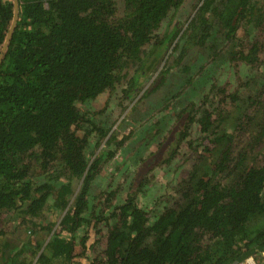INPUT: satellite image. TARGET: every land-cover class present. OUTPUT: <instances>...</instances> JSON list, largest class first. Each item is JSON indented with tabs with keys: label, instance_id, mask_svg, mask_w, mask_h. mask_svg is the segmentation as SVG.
Instances as JSON below:
<instances>
[{
	"label": "trees",
	"instance_id": "trees-1",
	"mask_svg": "<svg viewBox=\"0 0 264 264\" xmlns=\"http://www.w3.org/2000/svg\"><path fill=\"white\" fill-rule=\"evenodd\" d=\"M185 5L187 0H19L0 62V264L262 260L264 0H201L181 24L173 18ZM14 17V0H0V54ZM163 25L165 32L157 34ZM231 42L226 59L241 77L236 85L218 76L215 82L202 65H215ZM169 46L173 59L166 66ZM191 50H204L208 62H183ZM133 65L131 84L121 88ZM157 65L163 81L180 85L174 104L186 91L192 100L182 110L165 104L155 113L158 120L138 126L149 128L140 146L156 140L157 150L133 152V172L123 170L118 178L117 169L104 187L105 169L125 142L110 136V123L120 117L109 121L106 110L93 112L91 103L121 89V112L137 111L148 96L136 92L139 78ZM244 68L249 72L242 76ZM201 84L206 101L195 100ZM211 91L219 95L214 109L206 106ZM192 126L206 136L191 141ZM103 141L113 148L96 155ZM187 142V179L174 196H158L149 206L146 199L163 190L154 183L156 172L185 162L180 151ZM15 215L19 231L8 234L6 223ZM23 229L21 241L16 235Z\"/></svg>",
	"mask_w": 264,
	"mask_h": 264
},
{
	"label": "rangeland",
	"instance_id": "rangeland-1",
	"mask_svg": "<svg viewBox=\"0 0 264 264\" xmlns=\"http://www.w3.org/2000/svg\"><path fill=\"white\" fill-rule=\"evenodd\" d=\"M193 1H195L194 4L192 3ZM196 2H197V0H187V5L180 7L179 11L177 12V15H175L173 19L175 21H180L182 24V22H184L188 17L191 18V16L194 14L196 9H198V7L195 6ZM174 23L175 22H173V24ZM163 27H164V25L157 31V34H163V32H165ZM178 41L176 40L174 42V44H173L174 47ZM171 50H172V46H169V49L167 50L168 53H167V57H166V66L173 59L171 57L173 53L170 54ZM136 69H137V67H135V65H133V67L128 71V73L126 75V79L123 80V82H122L123 85L121 86V88H126L128 84H131L130 79L136 73ZM161 69H163V68H159L157 65V68L155 70H153L150 73H146V75L144 77L139 78L141 83L137 84L138 86H136L135 90L137 92L139 89H141L139 96L143 95L145 92L150 91L149 97H148L149 102L145 101L144 103H140L139 105H137L138 110L135 111L134 114H131L132 116L128 115V118L126 117V115H127L126 111L121 112V106L123 105V103L121 102V99H120V97L123 96L121 89H118L117 92L110 97H109V92H106V93L100 95L95 101H93L91 103V107H92L93 112H97V111H101V110L105 109L106 115L111 117L109 121H113V119L120 117L119 121L116 124L110 123L112 126L110 136H112V134L113 135L116 134L117 137L119 138L121 136V134H123V132L125 131V133H129L130 135L133 134L132 137L134 138L137 134H139L143 131V129L138 128V126H141L146 122H153L154 120H158L157 115H155V113H156V111H159L160 108L165 106V104H171L170 108L171 109L173 108V106L175 104L171 98L174 94H176L180 90V85L173 83V81H171L169 84L167 82L163 81V75L161 73ZM206 72H207V70H206ZM173 74L174 73H172V75H171V73H170V76H173ZM179 75H180V72H179ZM226 75L227 74H225V77H226ZM203 91L204 90L200 91L201 92L200 95L203 94L202 93ZM199 98H200V96L197 97V99H199ZM137 99H139V98H136V100ZM176 102H178V100ZM159 114H160V112L158 113V115ZM122 117H125V118L120 122ZM98 118L101 119L102 115L98 116ZM85 126H88V125L86 124ZM170 126H171V124H168V127H170ZM79 132H82V131H79ZM135 140L137 141L138 139L135 138ZM105 141H103V143L101 144L102 148L95 149L96 155L99 152H102V149H104L105 152H107V148L109 151H110V149L113 148V145H111L110 148L106 147ZM93 142L94 141H92V144H93ZM138 143L139 142H136L134 144V146L131 147V149H129L131 151H129V150L128 151H124V150L118 151V153L114 157V160H112L110 162V164L105 169V173L103 175L104 177L102 180V184L104 187L112 179V176H111L112 172L116 171L117 169L120 170V172H118V175H116V176H118V178L124 173L123 170H127L128 168H129L128 171L133 170V166L130 167L132 160H131L130 156H127V154H126L127 152L143 151L145 153V155H147L149 152L157 150L156 140H154V142L151 143L147 148H143L142 146H140V144H139V146H137ZM93 148H94V146H92L90 150H92ZM126 159L128 160V163H127ZM122 160L124 161L123 164H122V162H123ZM125 160H126V162H125ZM159 171L156 172V178L161 177L164 179V181L162 182L163 184H160V181H158L156 179L155 185L163 188V190L159 191V188H158L157 195L155 198L152 199L151 197H148L146 199V202L148 203L149 206H151L157 200L158 196L164 197V195H166V194H168L166 196H174V193L176 194V188L177 187H175V186L171 187V188L168 186L165 187V185H167V183H168V179H170V176L169 175L164 176L162 173H165V171L170 172L169 168H167L165 166V170H162L161 172H159ZM131 176L129 178H131ZM18 223H19V219H18L17 215L13 216L6 223L7 224L6 230L8 231V234H13L14 232L19 231ZM26 233L29 234L30 231L29 232L26 231ZM30 235L31 234H29V236ZM19 236H21V241H22L23 237H26L24 229L21 230L20 233L16 235V238H18ZM7 237H9V235H7Z\"/></svg>",
	"mask_w": 264,
	"mask_h": 264
},
{
	"label": "flooded vegetation",
	"instance_id": "flooded-vegetation-1",
	"mask_svg": "<svg viewBox=\"0 0 264 264\" xmlns=\"http://www.w3.org/2000/svg\"><path fill=\"white\" fill-rule=\"evenodd\" d=\"M200 2H201V0L200 1L197 0L195 6L198 7L199 4H200ZM192 3L194 4L195 1H193ZM180 38L181 37L179 36V38H177L176 40L178 41ZM179 41H181V40H179ZM233 47H234V43H232V42L228 46L225 45L223 47L222 52L218 55V57H217V63L215 65H210L209 66V65L202 64L203 66H206V68L204 69V72L203 73L204 74H209V77H211L212 80H213V77L215 76V82H217V76H218V78H219V80L221 82H224L226 80V82H229V83H231L233 85L238 84L239 83V79L241 80V77L235 73V69L233 67H229L228 66V62H227V59H226V53L229 52ZM185 61L186 62H189V63L191 62V64H194V65L196 63H199V62H201V63H205V61H206V63L208 62L206 56L204 55V50H201V51L191 50L190 51V54H188L185 57V59H184L183 62H185ZM206 70H207V72H206ZM210 70H212V72ZM236 70L238 71V69H236ZM246 72H249V70L246 69V68H244L243 71H242V76L245 75ZM225 74H227L226 77H225ZM197 86L199 87V91H198V93L194 94V96L196 97L195 98L196 101L203 99V97H201V95H200V93H201L200 91L201 90H204L202 92L203 93L202 95H204V93L206 92V89L203 87L204 85L201 84V85H197ZM210 89H211V84H210V86H208V90H210ZM147 93H148V96L147 97H149L150 91H148ZM198 96H200L199 99H197ZM192 97L193 96L190 95L188 93V91H186V94L184 93L183 95H180V97H179L180 99L178 100V102L175 103V105L173 106L172 109H174L179 104V109L182 110L184 107L187 106V103H189L192 100ZM146 98L145 99L143 98V99L146 100ZM144 100H143L142 103L145 102ZM203 100H205V99H203ZM218 100H219V95H217L216 92L211 91L210 94H209V99L207 100V105L206 106L210 107L211 109H214L216 107L217 103H218ZM139 104H140V102L138 103V105ZM128 110L129 109L126 110V113H128ZM134 112L131 113V114H134ZM131 114H127L126 117L128 118V115H131ZM151 124H152V122L149 123V125H151ZM147 132H149V128H146L145 130H143L141 133L137 134L133 138L132 137L133 134L130 135L129 133H125V131H124L123 134H121V136L119 137V140L124 139V142H125L123 144V147L120 150L121 151L122 150L128 151L129 149H131V147L134 146V144L136 142H139L138 143V145H139L140 142L143 139H146L147 138ZM190 133L192 134V136L190 135V140L191 141L194 140V139L199 140V138L206 136L205 133L200 132L198 126H192V128L190 130ZM135 138L138 139V140L136 141ZM189 150L190 149H189V143H188L186 145V147L183 146L182 149H181V151H180V155L182 156V158H184L185 162H182V159H179L178 162H180V163L178 165H176V166H173V170H172V168H169L170 172L168 171V173H169L171 179H168V181H171L172 180V182H174L172 187H174V186L175 187H179L178 185L181 183V180L183 179V177L187 179V174H188L187 170L190 169V167H191L189 165L190 163L186 162L187 161V157H189L191 155L190 152H189ZM129 151H131V150H129ZM132 153L133 152H127L126 154H127V156H131ZM213 153L215 154V156H213L214 157L213 158V161H215V159L219 158V156L221 154V151L218 150V152L216 151V152H213ZM133 168H135V167L133 166ZM170 173H173V175L171 176ZM156 179L158 181H160V184H163L162 183L164 181L163 178H161V177L158 178L157 177ZM216 182H217V178H216ZM165 187H166V185H165ZM170 188H171V186H170Z\"/></svg>",
	"mask_w": 264,
	"mask_h": 264
},
{
	"label": "water",
	"instance_id": "water-1",
	"mask_svg": "<svg viewBox=\"0 0 264 264\" xmlns=\"http://www.w3.org/2000/svg\"><path fill=\"white\" fill-rule=\"evenodd\" d=\"M14 3H15V17H14V22H13V26L12 28L10 29L9 33H8V38L3 46V51L1 52L0 54V62L3 58V53L11 39V36H12V33H13V30H14V26L16 25V22H17V19H18V16H19V0H14ZM233 264H238V261L234 262Z\"/></svg>",
	"mask_w": 264,
	"mask_h": 264
},
{
	"label": "built area",
	"instance_id": "built-area-1",
	"mask_svg": "<svg viewBox=\"0 0 264 264\" xmlns=\"http://www.w3.org/2000/svg\"><path fill=\"white\" fill-rule=\"evenodd\" d=\"M261 256H263L261 261H259L254 255H251L238 262V264H264V251Z\"/></svg>",
	"mask_w": 264,
	"mask_h": 264
},
{
	"label": "crops",
	"instance_id": "crops-1",
	"mask_svg": "<svg viewBox=\"0 0 264 264\" xmlns=\"http://www.w3.org/2000/svg\"><path fill=\"white\" fill-rule=\"evenodd\" d=\"M262 258H263V256H262Z\"/></svg>",
	"mask_w": 264,
	"mask_h": 264
}]
</instances>
